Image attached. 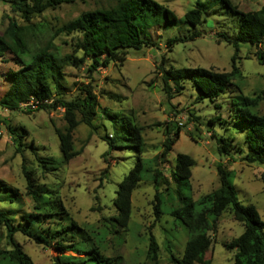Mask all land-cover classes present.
Wrapping results in <instances>:
<instances>
[{"label": "rangeland", "instance_id": "1", "mask_svg": "<svg viewBox=\"0 0 264 264\" xmlns=\"http://www.w3.org/2000/svg\"><path fill=\"white\" fill-rule=\"evenodd\" d=\"M155 1L176 15L174 21H168L163 12L138 19L141 37H153L157 42L156 47L131 51L122 65L100 67L92 77L86 71L85 63L75 67L64 61L65 96L72 97L82 85H92L100 107H106L113 115L105 118L101 129L91 135L86 125L77 126L73 134L74 146L75 149H81V153L68 164L43 172L30 147L16 152L12 138L0 123V179L18 188L22 194L19 205L0 202V206L20 208L21 212L32 210V202L25 194V178L21 171V165L25 163L27 169L35 170L37 182L43 184L44 189L57 193L72 220L81 229L76 231L73 240L89 241L101 237L99 245L104 255H120L121 264H153L146 258L149 228L159 246L157 264H172L170 257L181 256L188 238L183 226L168 215L170 209L178 205L174 192L163 195V215L155 220L154 187L148 172H144V178L132 193V214L128 229L121 234L107 232V227H110L107 218L116 213L112 200L117 184L133 167L135 153L132 148L110 150L99 134L105 130L111 136L117 134L124 116L132 118L136 124L144 127V159L158 155L167 132L180 124L182 128L179 136L162 166L164 175L169 179V170L178 153L191 156L195 164L191 169L189 189L185 190V193L197 202L201 195L218 188L216 166L223 163L230 170V180L238 199L243 204H253L264 221V185L259 179L262 168L259 164L248 163L242 159L246 153L244 138L247 127L235 123L237 107L240 106L242 96L251 97L259 93L260 100L256 105L250 106L249 110L251 113L264 115V64H260L252 55L250 44L242 43L238 46L236 59L241 76L233 80L234 86L213 100H197L198 91L186 81L184 90L168 99L161 90L158 70L160 62L163 60L165 66L176 68L203 67L215 71H229L235 48L226 40H219L218 34L233 38L239 28L240 18L220 0H201L207 6L204 13L205 22L192 26L185 22L184 14L195 6L196 0ZM229 1L240 11L258 10L263 2ZM9 4L7 0H0V35L8 24V18L12 17L19 24L33 30L31 49L44 44L53 31L64 22L81 12L102 7L98 0L63 3L57 8L34 14L29 22H25L19 13L11 12ZM194 30L199 31L200 36L189 39L188 36ZM174 37L182 40L172 46L168 45V39ZM80 38L79 33L60 32L53 42L63 56L75 50ZM16 69L12 58L6 55L0 57V93L7 87L3 74ZM190 113L199 117L200 124L193 120ZM216 115L219 118L210 124L208 120ZM0 117L8 118L14 127L26 128L28 135L23 141L25 144H33L39 156L60 159L59 140L55 129H63L65 125L62 108L34 109L31 113L0 108ZM211 133L216 137L229 139L232 147L227 153L217 151L218 143L215 138H211ZM105 169L107 172H104ZM242 230V224L234 220L230 212L219 217L216 231L211 233L213 246L204 256L209 264L233 263L234 250L226 249L224 243L238 236ZM15 238L34 264H51L52 257L56 255H80L71 251L59 254L53 248H42L19 233ZM0 247H8L2 228Z\"/></svg>", "mask_w": 264, "mask_h": 264}, {"label": "trees", "instance_id": "2", "mask_svg": "<svg viewBox=\"0 0 264 264\" xmlns=\"http://www.w3.org/2000/svg\"><path fill=\"white\" fill-rule=\"evenodd\" d=\"M7 1L10 3L11 12L19 13L23 21L29 22L32 15L41 14L46 9L84 0ZM98 1L101 2L102 7L81 12L64 22L53 31L44 44L34 49L30 48L33 30L19 24L12 17L8 18V24L0 35V57L9 56L17 66L16 70H10L2 76L7 87L0 93V108L31 113L34 109H22L19 106L33 99L38 101L35 110L63 109L65 125L63 129H55L59 140L60 159L39 156L33 144H25L23 141L28 135L27 129L23 126L14 127L8 118L0 117V123L12 138L16 152H21L24 147H30L43 172L66 165L81 153V149H75L74 146L73 134L77 126L86 125L91 135L101 129L105 118L113 116L106 107H100L92 85H82L72 97L65 96L64 61L75 67L85 63L86 71L92 77L100 67L105 68L111 64L122 65L131 51L157 46L153 37H141L139 18L163 12L168 21L176 19L172 10L155 0ZM220 1L240 18L239 28L233 38L218 34L219 40L224 39L235 48L231 57V69L215 71L203 67L176 68L165 66L162 60L158 65L160 85L168 99L181 93L186 81L198 91L197 100L203 98L213 100L234 86L233 80L241 76L236 59L238 46L242 43L250 44L253 49L252 55L260 64H264V0L258 10L248 11L238 10L229 0ZM206 9L204 2L196 0L195 6L185 12V22L192 26L204 23ZM60 32L79 33L81 36L75 50L63 56L53 42ZM198 36L200 32L194 30L188 38L194 39ZM180 40L182 39L178 37L170 38L168 45L172 46ZM260 98L259 93L251 97L242 96L240 106L237 107L235 123L247 127L244 138L246 153L242 159L261 166L259 179L264 185V115L251 113L249 110V107L256 105ZM190 114L193 120L200 124L199 117ZM218 118L219 116L216 115L208 122L213 124ZM98 121L100 123H97ZM181 128V125L177 124L173 130L167 132L160 153L149 159L142 157L144 127L136 124L132 118L128 116L122 118L117 134L111 136L106 130L99 134L100 139L108 144L110 150L132 148L135 153L133 167L117 184L115 197L112 200L116 213L107 218L110 223V227L106 226L107 232L121 234L128 229L132 214V193L144 178V172H148L154 187L155 220L163 215V195L172 191L176 194L178 205L173 206L168 215L182 225L188 235L181 256L170 257L172 264H209L204 256L213 246L211 233H215L219 217L226 212H230L234 220L243 226L238 236L224 243L226 249L234 250L232 264H264V221L253 204H243L238 199L236 189L230 180V170L225 164L218 163L216 166L218 188L201 195L197 202L185 193V190L189 189L191 169L195 164L191 156L178 153L169 170V179L164 175L162 166ZM189 135L191 139H195L190 132ZM211 138L216 139L217 151L220 153H227L232 147L229 139L216 137L214 133H211ZM21 171L25 178V194L32 202V210L21 212L20 208L0 206V228L5 231L8 245L7 248L0 247V264H34L15 238L17 233L25 236L35 245L53 248L59 254L66 251L80 254L53 256L51 264H121L120 255L112 257L104 255L99 245L101 237L89 241L73 240L76 231L81 229L72 220L57 193L44 189L43 184L37 182L35 170L27 169L25 163L21 165ZM104 172H107V169ZM21 201L22 194L19 189L0 179V202L19 205ZM158 250L156 238L149 228L147 260L157 264Z\"/></svg>", "mask_w": 264, "mask_h": 264}, {"label": "built area", "instance_id": "3", "mask_svg": "<svg viewBox=\"0 0 264 264\" xmlns=\"http://www.w3.org/2000/svg\"><path fill=\"white\" fill-rule=\"evenodd\" d=\"M37 103H38V101L30 99L27 102L21 103L19 107L22 109L24 108V109H31L32 110V109H35L37 107Z\"/></svg>", "mask_w": 264, "mask_h": 264}]
</instances>
